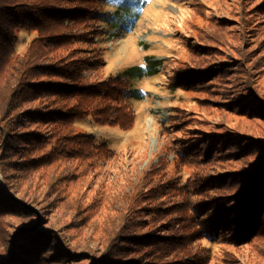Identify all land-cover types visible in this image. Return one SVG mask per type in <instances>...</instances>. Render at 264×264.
Segmentation results:
<instances>
[{
    "label": "rangeland",
    "instance_id": "rangeland-1",
    "mask_svg": "<svg viewBox=\"0 0 264 264\" xmlns=\"http://www.w3.org/2000/svg\"><path fill=\"white\" fill-rule=\"evenodd\" d=\"M122 1L103 8L110 19L96 25L99 47L86 54L87 44L74 43L67 53L86 47L73 56L96 60L101 49L103 64L87 74L88 83L123 76L146 58L156 73L126 80L145 94L128 103L131 128L95 124L90 116L60 128L91 136L110 155L90 148L86 158L67 154L22 170L20 145L11 143L8 156L0 148V183L42 220L35 237L22 243L21 235L6 259H23V248L38 242L31 264H264V223L246 241L200 234L210 200L247 194L264 165V0H125L120 9L140 12L131 29ZM33 37L21 31L16 52ZM50 142L27 157L48 151ZM19 210L0 215L4 247L18 227L36 221L33 211ZM127 235L170 236L172 246L128 250ZM179 247L195 256L178 259Z\"/></svg>",
    "mask_w": 264,
    "mask_h": 264
},
{
    "label": "trees",
    "instance_id": "trees-1",
    "mask_svg": "<svg viewBox=\"0 0 264 264\" xmlns=\"http://www.w3.org/2000/svg\"><path fill=\"white\" fill-rule=\"evenodd\" d=\"M109 1L0 0V148L10 151L11 143L19 144L18 152L21 157L25 156L18 165L22 170L48 165L65 158L67 154L86 158L91 155L90 148H94L103 157L110 155L109 149L104 144H94L91 136L69 131L62 133L60 128L71 125L75 120L90 116L95 124L117 126L121 130L131 128L134 113L128 103L143 99L145 94L129 83L126 85V80L155 74L153 62L146 58L145 65L132 66L124 71L123 76L88 83L87 77L92 75L95 65L98 63L97 66L100 67L103 64L101 49L97 48L96 60L86 56H73L84 52L76 49H87L86 47L74 48L71 56L67 53L74 43L87 44L89 51L86 54L91 50L90 45L98 46L102 31L96 25L109 21V13L103 10ZM124 2L125 0L119 4V9ZM120 11L123 16L133 15L127 20L130 22L128 29H131L140 14L139 10L134 13L127 9ZM21 31L34 33V37L22 53H17L15 46ZM36 101L35 105H31ZM31 125L36 127L31 128ZM39 125H47L49 128L45 131L37 130ZM50 141L53 142L48 151L27 157L44 149ZM4 153L8 156L12 152ZM262 158L260 165L264 163ZM16 163L18 161L14 165ZM3 165L4 161L1 167ZM252 176H256V180L252 181L248 186L250 190L242 197L237 195L233 196V200H210V206L202 214L207 220L203 221L206 224L202 227V232L199 229L200 234L206 236L230 233L233 237L236 236L238 242L246 241L262 231L257 228L264 223V165L257 168ZM10 195L15 197L11 192ZM19 209L28 214L32 212L13 201L0 183V215L6 212L17 213ZM152 212L150 210V214ZM4 234L0 230V239ZM30 236L35 237V232L23 234L22 243L29 240ZM167 237L148 235L146 239L137 240V237L127 235L124 239L130 240L126 245H133L127 246L130 250L138 248L137 245L172 246L170 242L173 237ZM38 240L44 241V238ZM10 244V239L8 247L0 244V264H31L39 248L38 242H34L30 249L23 248L26 254L23 259H6L10 255L7 252H13ZM180 247L178 259L189 262L188 258H193L195 254ZM156 254L153 260L160 257L159 253ZM130 260L131 264H140L138 260ZM158 263L152 261L146 264Z\"/></svg>",
    "mask_w": 264,
    "mask_h": 264
},
{
    "label": "water",
    "instance_id": "water-1",
    "mask_svg": "<svg viewBox=\"0 0 264 264\" xmlns=\"http://www.w3.org/2000/svg\"><path fill=\"white\" fill-rule=\"evenodd\" d=\"M9 197L13 201L22 204L25 208L33 211L36 214V216H37L36 217V221L33 224H31L29 226H20L12 234L11 244H12L13 250H15V247H16V244H17V241H18V238L21 235H23V234H29L31 232H34L39 227V225L41 224L42 220L40 218L39 211L35 207L31 206L30 204H26V203L22 202L21 200L17 199L16 197H14V196H12L10 194H9Z\"/></svg>",
    "mask_w": 264,
    "mask_h": 264
}]
</instances>
